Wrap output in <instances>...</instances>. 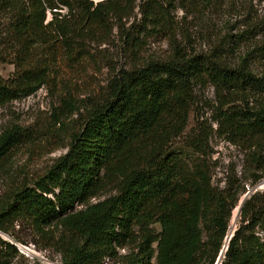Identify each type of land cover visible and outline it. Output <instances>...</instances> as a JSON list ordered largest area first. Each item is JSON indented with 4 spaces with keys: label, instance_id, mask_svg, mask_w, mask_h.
Wrapping results in <instances>:
<instances>
[{
    "label": "trees",
    "instance_id": "1",
    "mask_svg": "<svg viewBox=\"0 0 264 264\" xmlns=\"http://www.w3.org/2000/svg\"><path fill=\"white\" fill-rule=\"evenodd\" d=\"M222 1L0 0V65L13 66L0 77V105L47 83L59 88L64 70L88 55L84 43L110 33L111 21L121 34L134 10L155 28L176 6L203 14ZM121 38L135 55L136 37ZM170 45L167 58L115 71L96 93L73 100L63 86L66 152L0 197V264H51L24 258L15 224L43 238L60 264H214L246 184L252 190L220 264H264V190H254L264 179V65L255 72L249 53L234 62ZM254 53L264 60V40ZM205 84L217 97L214 133L240 147L246 182L212 184L206 139L189 140L191 155L172 147L187 126L194 87ZM27 138L17 127L0 133V172Z\"/></svg>",
    "mask_w": 264,
    "mask_h": 264
},
{
    "label": "rangeland",
    "instance_id": "2",
    "mask_svg": "<svg viewBox=\"0 0 264 264\" xmlns=\"http://www.w3.org/2000/svg\"><path fill=\"white\" fill-rule=\"evenodd\" d=\"M108 26L110 33L107 31L104 36L98 33L97 40L84 43V51L88 55H85L86 58L81 63L64 70L63 78H60L64 84L59 88L54 90L47 83L31 95L20 96L0 105V133L17 127L28 136L26 142L11 150L6 171L0 172V197L9 187L41 175L58 156L66 152L67 139L63 124L67 120L65 115H60L63 112L62 95L60 96L63 86L67 87L73 100L96 93L115 71L128 68L141 60L170 56V42L179 45L186 52L204 54L215 51V54L234 62L241 55L249 53L248 62L255 72H259L264 65V60L260 62V52L254 53L255 47L264 40V2L261 0H223L203 14H193L176 6L168 11L166 20L155 28L148 24L144 27L141 15L134 10L129 18L121 21V34L113 21ZM125 31H130L136 37L138 50L135 55L130 53L129 46L121 38ZM12 73V65H0V77L7 79ZM193 92L187 126L182 135L173 141L172 147L191 155L194 152L187 146L189 140L194 137L206 139L204 151L212 174V184L222 187L227 177L246 182L244 157L240 147L214 133L215 124L211 120L213 109L217 106L214 89L205 84L194 87ZM254 188L264 190V179ZM245 189L239 202L252 190L247 184ZM109 194L110 192H106L91 201ZM237 207L233 209L229 221L230 235L236 227ZM153 227L158 230L157 225ZM13 230L25 242V245L17 244L25 259L36 258L42 262L60 264L55 249L45 247V240L35 235L26 224H15ZM119 252L123 253L122 250Z\"/></svg>",
    "mask_w": 264,
    "mask_h": 264
},
{
    "label": "water",
    "instance_id": "3",
    "mask_svg": "<svg viewBox=\"0 0 264 264\" xmlns=\"http://www.w3.org/2000/svg\"><path fill=\"white\" fill-rule=\"evenodd\" d=\"M254 190H260V189H258V188H254ZM247 194H248V193H247ZM243 199H244V198H243ZM243 199H241L240 202H239V204H238V207H237V214H238V212H239V208H240V205H241ZM231 236H232V234L230 235V234L227 233V235H226V237H225V244H224L222 250L220 251V253H219V255H218V257H217V259H216V261H215L214 264H220V262H221V257H222V253H223V251L225 250L226 244H227V242L229 241V239L231 238Z\"/></svg>",
    "mask_w": 264,
    "mask_h": 264
}]
</instances>
